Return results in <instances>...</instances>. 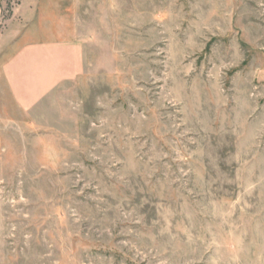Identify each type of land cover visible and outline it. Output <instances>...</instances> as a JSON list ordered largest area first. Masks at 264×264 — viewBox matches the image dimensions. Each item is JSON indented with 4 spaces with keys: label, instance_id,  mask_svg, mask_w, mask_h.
<instances>
[{
    "label": "rangeland",
    "instance_id": "rangeland-1",
    "mask_svg": "<svg viewBox=\"0 0 264 264\" xmlns=\"http://www.w3.org/2000/svg\"><path fill=\"white\" fill-rule=\"evenodd\" d=\"M38 4L85 69L30 112L0 75V264H264V0Z\"/></svg>",
    "mask_w": 264,
    "mask_h": 264
},
{
    "label": "crops",
    "instance_id": "crops-1",
    "mask_svg": "<svg viewBox=\"0 0 264 264\" xmlns=\"http://www.w3.org/2000/svg\"><path fill=\"white\" fill-rule=\"evenodd\" d=\"M24 22L6 32L8 51L0 61V75L8 85L18 108L33 111L65 82L76 80L85 69L81 41L58 35L54 26H41L39 0H20ZM63 36V37H62ZM2 49V50H1Z\"/></svg>",
    "mask_w": 264,
    "mask_h": 264
}]
</instances>
